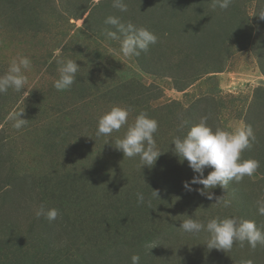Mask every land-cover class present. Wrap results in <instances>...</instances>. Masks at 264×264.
I'll use <instances>...</instances> for the list:
<instances>
[{"label":"rangeland","instance_id":"1","mask_svg":"<svg viewBox=\"0 0 264 264\" xmlns=\"http://www.w3.org/2000/svg\"><path fill=\"white\" fill-rule=\"evenodd\" d=\"M123 2L126 12L113 0H0V75L14 58L31 61L26 89L0 94V264H132L134 254L139 264H264V245L209 250L206 232L179 228L191 216L264 230V0H231L223 10L213 0ZM108 16L147 28L157 42L123 56L106 36L116 30ZM64 59L80 67L59 91ZM113 106L129 109V124L140 112L158 122L154 166L115 147L127 124L97 135ZM20 111L27 123L16 129L11 116ZM202 118L213 130L250 125L255 135L241 158L260 167L211 189L218 203L184 188L193 171L173 151V137ZM41 205L57 219L38 217Z\"/></svg>","mask_w":264,"mask_h":264},{"label":"clouds","instance_id":"2","mask_svg":"<svg viewBox=\"0 0 264 264\" xmlns=\"http://www.w3.org/2000/svg\"><path fill=\"white\" fill-rule=\"evenodd\" d=\"M231 0H213L212 7L227 9ZM113 7L122 12L127 11V5L123 0H113ZM259 16L264 18V11ZM104 23L113 26L116 30L106 31V36L119 41L120 52L125 57L139 56L142 51L146 52L149 46L157 42L158 37L145 27H137L133 23H123L116 16L106 17ZM60 67L59 78L54 81V87L59 90L70 88L76 81V73L79 65L75 60L64 59L58 62ZM31 61L27 57L14 58L3 75H0V94L7 93L9 89L21 92L27 84L25 71L30 68ZM24 111L15 112L11 119L14 120L13 127L21 129L27 120L21 118ZM129 109L113 106L98 118L97 135H111L119 131L127 124V129L122 138L115 141V147L122 151L124 157L133 158L139 156L141 168L152 167L162 154L157 149L154 134L158 130V122L148 117L145 112H140L133 123H128ZM207 118L191 126L183 136H174V154L183 163L185 160L193 171L190 180L184 181L183 186L188 191L196 190L207 199L219 202V197H214L210 190L216 187L226 189L229 182L241 181L245 176H252L260 167L259 161L255 159L244 160L241 154L245 149L251 147L255 140L253 129L250 125H241L228 131L217 127L213 130L207 125ZM212 169L205 176L206 169ZM193 185H202V188L193 189ZM158 196V192L153 190ZM138 202H144L143 193H137ZM227 206V202H225ZM259 215L264 216V200L257 201ZM36 215L45 216L49 222L55 221L59 212L55 208L45 209L40 206ZM184 232L208 234L205 243L209 250L230 251L233 244L239 242L243 246L256 249L258 245H264V230L256 225L254 221L236 218H212L205 224L189 216L182 221L180 227ZM156 246H149V250ZM132 264H139V255H132ZM241 264H253L251 259L242 260Z\"/></svg>","mask_w":264,"mask_h":264},{"label":"trees","instance_id":"3","mask_svg":"<svg viewBox=\"0 0 264 264\" xmlns=\"http://www.w3.org/2000/svg\"><path fill=\"white\" fill-rule=\"evenodd\" d=\"M206 73H207V72H206ZM206 73H205V74H206Z\"/></svg>","mask_w":264,"mask_h":264}]
</instances>
